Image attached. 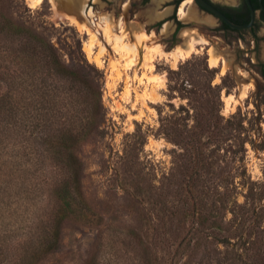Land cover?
I'll return each instance as SVG.
<instances>
[{
  "label": "rangeland",
  "instance_id": "obj_1",
  "mask_svg": "<svg viewBox=\"0 0 264 264\" xmlns=\"http://www.w3.org/2000/svg\"><path fill=\"white\" fill-rule=\"evenodd\" d=\"M84 4L0 0V264H264V41Z\"/></svg>",
  "mask_w": 264,
  "mask_h": 264
},
{
  "label": "flooded vegetation",
  "instance_id": "obj_2",
  "mask_svg": "<svg viewBox=\"0 0 264 264\" xmlns=\"http://www.w3.org/2000/svg\"><path fill=\"white\" fill-rule=\"evenodd\" d=\"M100 1H105L106 4L111 1L117 3L113 11L109 13L114 22L118 21L119 16L120 22L140 17L142 20L138 19V21L144 23V26H156L157 34L161 27H173L172 32L169 33L172 42L177 39L176 34L184 24L183 21L188 19L191 24L198 23L208 27L214 32L216 38L227 44L252 41L257 47L260 42L264 41V0H87L85 11L87 12L88 8H92L93 4L100 3ZM200 1L221 15L203 6ZM179 8L185 12L189 10L192 16L189 17L188 14L185 18L182 17ZM96 13L92 16L94 17L93 20L91 19L93 22L99 20ZM247 24L250 26L242 27ZM238 49L241 48L237 46V51ZM256 64L259 65L258 74L264 78V62L257 59Z\"/></svg>",
  "mask_w": 264,
  "mask_h": 264
},
{
  "label": "trees",
  "instance_id": "obj_3",
  "mask_svg": "<svg viewBox=\"0 0 264 264\" xmlns=\"http://www.w3.org/2000/svg\"><path fill=\"white\" fill-rule=\"evenodd\" d=\"M3 29H9L12 30L14 32L17 33H21L24 31H27V29L21 25H18L16 23H14L12 20L6 19L4 24L1 26ZM34 38L37 41H41V38L38 36H34ZM43 43V42H42ZM26 47L25 49H29L31 48L32 50H34L33 54H36L37 52V47H39L40 45L38 44V46L35 45V43L28 39V42H26ZM40 52L44 55V57L46 58V60L50 63H55V64H59V58L58 55L50 48H44L43 50L41 49ZM73 73V72H72ZM77 139V136L74 133V130H68L67 134L64 135V144L67 148V160H66V165H71V163L75 162L74 157H73V153L69 150L70 146L73 145V141H75ZM66 188L64 189V194L61 196L63 202L65 204H69L70 199L72 198V192L70 190V188L67 187V185H64ZM57 244H58V234L56 230H53L50 234H49V238L47 239V246L50 249H56L57 248Z\"/></svg>",
  "mask_w": 264,
  "mask_h": 264
},
{
  "label": "bare ground",
  "instance_id": "obj_4",
  "mask_svg": "<svg viewBox=\"0 0 264 264\" xmlns=\"http://www.w3.org/2000/svg\"><path fill=\"white\" fill-rule=\"evenodd\" d=\"M32 1V3L33 4H37V3H39V2H41L42 0H31ZM52 1V0H51ZM94 1H97V0H94ZM85 2V1H84ZM190 2V1H189ZM183 3H184V1H183ZM185 4V3H184ZM183 5V4H182ZM181 5V6H182ZM180 6V7H181ZM189 6V5H188ZM84 7H85V4H84ZM188 9H189V7H187ZM180 9V12H181V16L182 17H186L188 14H189V10H187V9H185V10H187L186 12L184 11V10H182V8H179ZM189 16V15H188ZM105 20H107L108 22L110 21V19H111V15H109V14H106L105 16H102ZM181 17V18H182ZM116 23V22H115ZM165 24V23H164ZM168 24V23H167ZM166 24V25H167ZM142 27V26H141ZM140 27V28H141ZM163 28H166V26H164ZM133 29V35H134V40H133V42L130 44V45H126L129 49H132V50H137L139 47H138V45L139 44H144V39L146 38V37H149L150 35L149 34H146V33H143V32H139L140 34H137L136 33V31H134V28H132ZM143 30V29H142ZM163 32H164V30H163ZM144 36H145V38H144ZM185 36V35H184ZM115 40L117 41V42H120L121 40H122V37L120 36V35H115ZM197 40V42H200V43H203V42H205L203 39H201V38H199V39H196ZM138 47V48H137ZM127 48V49H128ZM182 48V47H181ZM182 49H184V51L182 50ZM182 49H180L179 50V52H180V54L181 55H185V56H188L189 54H191L192 52H193V50H194V43H193V41H188V43H187V45H185V47H183ZM174 56H178V52L176 53V52H173L172 53ZM208 61H209V64L211 65V66H217V64H218V62H219V57H218V55H217V53L212 49V48H209L208 49ZM229 97H231V96H229ZM228 97V98H229Z\"/></svg>",
  "mask_w": 264,
  "mask_h": 264
},
{
  "label": "water",
  "instance_id": "obj_5",
  "mask_svg": "<svg viewBox=\"0 0 264 264\" xmlns=\"http://www.w3.org/2000/svg\"><path fill=\"white\" fill-rule=\"evenodd\" d=\"M200 3L203 5V6H205V7H207V8H209V9H211V10H213L214 12H216L217 14H219V15H221L219 12H217L216 10H214V9H212L209 5H207L206 3H204L203 1H200ZM230 23V22H229ZM231 24V23H230ZM232 26H234V27H237V26H235L234 24H231ZM249 27L250 26V24H247V25H243L242 27Z\"/></svg>",
  "mask_w": 264,
  "mask_h": 264
}]
</instances>
